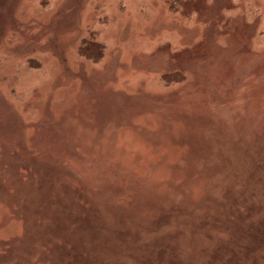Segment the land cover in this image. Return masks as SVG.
<instances>
[{
	"label": "rangeland",
	"instance_id": "374dc122",
	"mask_svg": "<svg viewBox=\"0 0 264 264\" xmlns=\"http://www.w3.org/2000/svg\"><path fill=\"white\" fill-rule=\"evenodd\" d=\"M0 264H264V0H0Z\"/></svg>",
	"mask_w": 264,
	"mask_h": 264
}]
</instances>
